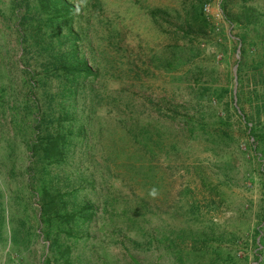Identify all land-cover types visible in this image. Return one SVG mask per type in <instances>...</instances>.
Listing matches in <instances>:
<instances>
[{"label":"rangeland","instance_id":"374dc122","mask_svg":"<svg viewBox=\"0 0 264 264\" xmlns=\"http://www.w3.org/2000/svg\"><path fill=\"white\" fill-rule=\"evenodd\" d=\"M201 1L67 0L59 26L44 0H0V264H68L57 234L69 264H264V0ZM71 29L97 72L65 98L88 132L48 165L38 105ZM43 166L53 195L83 173L100 204L78 241L44 233Z\"/></svg>","mask_w":264,"mask_h":264},{"label":"trees","instance_id":"16d2710c","mask_svg":"<svg viewBox=\"0 0 264 264\" xmlns=\"http://www.w3.org/2000/svg\"><path fill=\"white\" fill-rule=\"evenodd\" d=\"M44 2L48 3L51 10L50 14L56 13V15H59L64 12L65 15L63 14V17L58 20L59 26H69L73 11L67 0H44ZM205 2V0L201 1L200 13H204ZM74 38L77 39L78 36L74 33V29H71L67 34V40L70 42L71 48H64V50L61 51L60 56H54V59L49 62V64L58 71V74H55V76L60 80V83L58 85V90H54V93H48L50 90L54 89L53 87H49L51 89L48 90L45 89L44 92L46 91V93L44 95L46 96V106L42 107L41 105H38L43 114V121H40L42 130L43 132H46V134L41 137L39 145L44 150V161H47L48 165L55 164L54 160H60L62 156L67 158L69 154L73 153L72 146L75 143V139L82 137L88 132L86 115L84 113L85 110L81 111L82 120L76 118L75 110H73L75 106L71 105V102L69 101L66 103L65 100V98H68L69 100L71 98L77 99L78 95L82 92V87L85 85V80L91 75L97 74V72H94L93 63H91L94 60L93 58H89V56L79 57L76 55ZM47 80L45 82H38L40 89L48 86L49 80ZM125 91L128 93V90ZM125 98L128 99L129 97L125 96ZM127 103H129L128 100ZM127 125L128 129H132L131 127L133 126V123ZM190 130L193 132L194 129L192 128ZM40 172H44V175L42 173L44 187L42 191H40V195L42 194V220L45 224V235L47 238L51 239L52 237L49 230L51 229V232H53L52 227L55 226L57 232L66 233L68 237L78 241L84 236L82 227L85 226L87 221L89 222L92 220L93 216L97 214V210L100 208L99 203H96L93 200L91 201L87 195L82 194V190L86 186V182L83 179V173L76 177L77 182H71V180H69V186L62 189H56L58 190V196L56 197L51 191L52 185L50 182H52V179H50V182L47 185V181L49 180L47 176V168H44V166L43 168L40 167ZM37 173L39 172L37 171ZM68 177L69 176H66L62 178V180L66 181ZM74 183L77 185H74ZM95 187L94 184V188ZM65 189H67V191L63 192L62 190ZM71 191H73L72 197L70 199L65 198L66 194ZM79 192L82 194L81 199H79ZM57 200H59V202H57ZM127 210L129 211L128 208H123L120 215L128 225V231H130L134 230L138 224L139 215L136 217L132 213L129 214ZM260 210L263 213L261 217H264V204ZM262 230L263 229L258 226L254 228L257 235L261 234ZM58 237V234L55 235L54 240L52 241L57 245L54 247L60 255L58 256L66 258V262L69 264L71 260L69 254L70 245H65V242L61 241L60 237ZM159 242L161 241L159 240ZM260 242H263L262 244H264V234L262 235ZM138 247L140 246L138 245ZM130 252L131 249H129L127 253L132 260L131 264H141L140 258L137 254H131ZM224 255L225 254L222 256Z\"/></svg>","mask_w":264,"mask_h":264}]
</instances>
